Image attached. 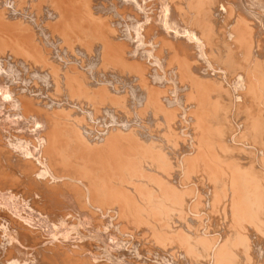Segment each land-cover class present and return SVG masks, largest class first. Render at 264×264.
Returning <instances> with one entry per match:
<instances>
[{"label":"bare ground","instance_id":"6f19581e","mask_svg":"<svg viewBox=\"0 0 264 264\" xmlns=\"http://www.w3.org/2000/svg\"><path fill=\"white\" fill-rule=\"evenodd\" d=\"M21 1H23V2L20 3ZM27 1H28V5L27 4L23 5L25 2L27 3ZM112 1L113 2H111V3L110 2L106 3L104 0H0V60H2L4 63H8V61L13 62L14 60L12 58L16 59V56H15L16 54L18 55L17 58H19L22 55L21 56L22 58H23V56H25V57L31 56L32 58L37 60L39 57H42L43 53L46 51V49L44 48L45 50L43 52V46L49 45L51 42L59 44V42H57V41L64 39V41L67 43V44L65 43L66 45L71 46V45L76 44V43L72 44L73 43V37L71 35L69 37L67 35V37H66V36L61 35L60 32L63 31V34H67V33L70 34L71 31L76 32V31H78V29H81V28L83 29V27L85 30V28H87L89 26L90 30L92 32H97V34L99 33L100 38H101L100 41L98 39V44H95V45L99 46V50L97 51V55H96V57H98L99 61L100 60L103 61L104 64L115 65L116 68H117V66H120V64L118 65V61H119L122 64H125L127 67L128 66L127 64L129 63L127 61H129V60H126V58L136 57L137 59H143L142 56L144 57V55H145V53H142L143 50L142 51L137 50L138 52H134L133 51L134 49L131 48V45H135L138 42H136L134 40L136 34L135 35L132 34L131 33L132 29H130V28L133 27L134 30H137V31L139 29L140 30L139 33H141V35L144 37L142 39H144L147 43L149 42V40L154 38L156 40L153 42V44L160 45V46L164 45V48H165L164 52L165 53H164L163 57L165 58V61H166V58H168L169 59L168 62H171L172 60L173 61L176 60L178 62L176 64L177 70L174 68V70H176L174 72H176V73L178 72L177 73L178 77H179V75H181L180 76L181 78L180 77L179 78H180V81L182 80V83H181L182 86L180 87L181 89L180 88L179 89L182 90L181 92L183 94L182 93H180V94H182L184 96V99L182 101V98L179 97L181 99L176 100L177 101V103H176L174 98H177L178 96L174 97L172 99L171 95H167V94L165 95L164 92L167 89V86H166V88L164 87V89H165L164 92H163L161 87L168 82L167 78H170V77L159 75L158 77L154 76L155 78H153V77H151V76H153V74L150 72L152 69L149 70L148 69L149 65L148 66L143 65V63H142L141 65L138 64L139 65L138 68H140V69H139V71H136L137 75H138L137 72H140L139 76H137L138 79H137V77H135V79L138 80V82H136L135 85H133L134 84V82H133L132 86H131L133 88H130V89H133L137 94L136 100H135L137 104L135 102L134 103L137 105V107L141 111V113H143V112L147 113L148 112L146 114V115H148V118H149V116H151V118L159 119L158 121H161L160 123H163L162 125H164L163 126V128H164L163 132H165L167 130V132L170 131L173 134L175 132V130L178 131L180 128H182L181 126H183V128L184 127L188 128L190 132L186 131L185 133L189 132V134H190L189 139H188V141L186 140L182 144L180 143L181 145L178 146V145H175L173 143V139H172L173 137L172 138L170 137V139H171L170 142H172V143L169 144L168 140H170V139H167L166 136H164L165 134H161L160 137H162L164 142H166V144L163 145L162 144L163 142H161V143L157 142L158 137H157V135L154 134V132L152 130L153 128L151 129L152 131L149 129V127H150L149 125H147V129H144L143 128L144 126H142V129H144L145 131H143L141 129L139 130V129L133 128V125L136 122V120H134L135 122H133L132 126H126V125H121V124H108V123H107L108 125H106V124L103 125L105 123V122H103L102 125L101 124L97 125L96 126L97 128L94 126L96 129H98L97 131H95V130H94L95 132L91 131L92 129L89 127L90 123H86L84 121L85 117L83 115L82 116L80 115L81 117L78 118V116L75 115L72 110L68 109L69 113H67L68 111H66V110H67V108H69V106L73 105V102L75 101V100L73 101V98L75 99V97H73L72 93H76L80 89H82V87H83L82 85L84 84L83 81L87 80L88 78L90 79V77L92 79V76L95 74H91L92 76L90 75V77L89 76L86 77L87 79L84 77V79L81 80V84H80L79 82H77L78 78H76L79 73H77L76 68L73 66L70 67V70L66 72L67 74H65V75L62 74L63 76L58 75L57 78H55L56 82L55 83L53 82L54 83L53 87L55 88V89L53 88L55 90L54 94H56V91L59 92V90L62 89V87H61L62 85L60 83L62 81L63 82L65 81V84H64L65 86L64 85L63 86L66 90L70 91V93L68 95H66L65 91H64L65 95L63 94L61 96L62 99L58 98V96L55 98L54 96H51V94L50 95L47 94L45 96L46 98H44V95H42L41 93H40V95H42V96H38V97H36V99H34L32 96H29L30 94L26 93L27 86L21 85V84H20L21 85L20 86L18 84L19 88L20 89L22 88V91L18 90L19 88L15 89L16 92H14V94H16V96L14 95L15 101L14 100L13 101L16 103V109L15 110L14 109H12V110L7 109L8 113H9V111L12 112L13 115H11V116H13V117L16 115H20V117H22V118H20L19 116H17V117L19 118V120H21L23 122L25 120L27 123V121L31 120L34 123H38V124L42 125L41 126L42 130L40 129L41 130L40 131L38 129L39 132H38V134L36 133L38 135V136H36V139H37V141L39 140L36 144H40L41 147L40 146L39 147H40L42 153L41 152L38 153L39 152L38 150H40V149H37L39 147L34 145V143L36 141V139L34 137L35 135L33 136L34 140H32L31 138H30V140L34 141L32 143L34 146L32 145V147H34V148L36 147V150L38 151V152L36 151V153L39 154V157L37 156L38 159H35L36 157H34V156H33L34 159L30 158L32 155H34L30 151H29L30 152L29 155H31L30 157L27 155L28 152H24V150L19 151V149H20L19 146H18L19 149L16 148V150H15L13 148V146L18 144V142L20 143V141H18L17 143L15 141H17L19 139V137L21 138L24 135L22 134V136H21V134H20L19 137L16 136L18 134H13V131H16V130H13V131L10 130V132L12 131L11 133H9L8 131L6 132V131L2 130L3 127L5 128V126L2 125L3 123L1 124L3 127L0 130H2V132L4 131L7 134L2 133L0 131V195L7 192V191L11 194L12 193H14V194L18 193V195L20 194L19 197L21 196V198H23L27 202V205L29 206L30 211H29V213H25V212L20 213L18 211L17 214H14L11 211L7 210L6 207L5 208L0 207V209L1 208L6 209L4 211L0 210V211H3L2 213H0V222L4 221L5 225L6 224L8 225L9 231L7 230V232L10 233L9 236L11 235V236H13V239H15V241H13L11 239L13 241V243H11L9 245L7 244L8 248H6L7 246L5 247L6 250H8V252H7L8 254H5V252H6V251H4L5 248L0 249V264H21L23 262L24 258L27 259V256L28 257L31 256V258H30L31 261H29L28 259L27 260L29 262H31L32 264H120L121 263V257L124 256V253L122 252L120 247H122L121 243L124 242V240L126 239L125 238V235L127 234L126 230L128 232L127 235H129V233H130V234H135L137 237V235L139 233H141V232L143 233L142 230H141V232L139 230L140 225L138 224V222L144 224L143 220H145L146 218H150L148 216L146 217L143 214L144 212L142 213L143 215H140L141 213L139 211H141V210H139V209H141V208H139L137 210V207H139V206L136 207V203H137L136 199L140 198V197L138 198L139 195H137V193H139L141 191V188H143V190H146V188L144 189L143 186L150 185V183L152 181L154 182L155 178H156V182H155L156 185L154 184L155 186L153 185L151 188H152V191H157L156 193H158V197H159L158 201L162 202L161 204H165V205H166V203H175L174 207H176L179 203L181 206L180 209L182 208L180 211L183 210L182 212H179V210L177 212H175L177 217L176 216L174 217L175 213H173V211H172V214H174V215H172L173 216L172 218L178 222L177 223L175 221V223H177V224L173 223L176 226V233H174V234H176V237L174 238L175 239L174 241L178 240V242L182 243V244L186 240L188 241V242L186 241L188 244H189V242H191L188 240V237H189L188 234L189 233L187 234L185 232L186 228L188 229V226H190V225H188V223H186L187 219L185 220L184 218H186V217L183 216L182 214H185L184 209H186L185 206L188 208V204L189 205L192 204L191 210H190V208H188L190 213H193L191 211H194L195 209H193V208H195V207H196L197 212L199 211L198 205H199V203H201L200 202V200H201L200 199V196H201L200 192L201 191H199V189H197V188L201 187V186L204 189H207V190L210 189L211 191L212 190L215 191L214 192L215 194H213V195H215L216 197L220 196L219 193L222 191V193L224 195L223 197L227 200L224 203V207L222 210H224V209L227 210L228 208H230L231 216H232L231 218H233L231 220L234 221L235 219L233 216H235L236 221H239V222H236L238 224V226H239V224L241 226L240 221H242L243 223L246 221V223L242 224V226L247 224L250 232H253V233L256 232L257 233V231H255V230H259V229H253L254 227L252 228V226H255V224L251 225V223L249 221H251V219H253L254 216L257 215L256 212L258 214L261 213L260 209L263 208V205H264V183H263L264 175H263V180L258 182L259 180H261V178H259V176H260V173L262 174V172H260L259 175H257L256 174L257 172L255 171L256 172L255 173L253 171L254 168L252 167L253 163L252 164L250 163V162H252L250 160V156L246 155L247 153L245 154L246 151H244V149L240 148L241 150H239L237 148L238 146L232 148L234 140L236 141L239 137H241V138H242V136L244 137V135H242V136L240 134L237 135L238 131H236L237 133L235 132L236 134H234L235 128H233L234 130L228 126H226L228 128H225L223 122H225L226 119L224 118L223 119L224 121L221 120L222 115H221L219 108L220 109L226 108L225 110H227V108L231 109L232 107H234L235 105L238 104V109H240L239 112L243 111L242 114L246 113V116H245L246 120L244 118L242 120V122L245 120L244 121L245 124L242 123V125H244L245 128H246L247 124L249 126H251V128H250L251 132H254V130H255V129L252 130L253 127L254 128L257 127L258 129H260V134H256L257 136L263 134V131H264V111H263L264 106L261 105V106H263V109L259 107L260 102L264 99V93H263L262 88H261V85L264 82V80H262V79H264V75H263L264 74V70H263L264 64L262 65L260 63V62H262V60L259 59V56L263 52V50L260 49L262 46L259 48V45H262V43H261L262 41L260 42V40L258 39V34L256 35L255 32L253 33L252 26L249 25V23H251L252 21L251 22L247 21V19L245 17H248L247 14L252 15L254 10H256V8L254 9L252 7L257 6L260 8V9L255 11L256 14H258L257 11L259 12V10H263L264 9V0H248V1H250V2H248V4H246L247 2L244 3L243 0L242 1L240 0L238 2V5H237L240 12L237 11L238 12L237 14H235L234 13L235 11L233 10V7L235 5L234 6L232 5L233 6L232 7L228 2L226 4V0H167V1L165 0V1H163L166 8L168 7V10L170 13V16H169L170 19L174 18L175 15L179 16L181 13H183L185 11L191 12L190 13L191 15L187 14L188 16H190V18H189L190 20H188V22L189 21H190L189 23L194 22L195 30L194 29H188V30L186 29V31H184V30L179 31L180 28L178 26H177L179 28L178 30H173V29H171L172 27L166 28L167 26H165V24L163 25V23L158 22V19H159L158 16L160 15V12L163 13V11H165L164 9L162 10V6L160 4L157 7H161L162 11L159 12L158 10H160V8L159 9H157V7L152 8V7H150L152 4H149V3L143 4L142 0H122V2H120L119 0H115L117 2H114V0H112ZM155 1L157 3V1H159V0H155ZM244 1H246V0H244ZM150 3H152V2H150ZM155 5H157V4H155ZM237 7H234V9L236 8V10H237ZM112 10L115 12H113ZM111 11H112V13H111ZM139 11H141V14L143 15L142 19H140V17L136 16V14L141 16ZM241 12L247 13L246 14L247 16L246 15L243 16V13H241ZM263 12H264V10H263ZM109 13H110L109 18H111V14L113 15V13H116L117 17L119 16V19H122V18L124 19L125 16L126 17L128 16L130 18L129 21L131 23L126 22V27L124 28V30H122L121 28L116 29V28H114V25H113L114 22L112 23L109 20V18L107 17L108 16L107 14H109ZM36 14L38 15L37 19H39L41 17L40 18L41 21L43 20V22L47 21L49 23L48 25L46 23H40L41 24V26H40L38 20L37 19L35 20L34 25L37 24V26H38V24H39V27L41 29H39V28L38 29L42 30V32H43V34L41 32V34H42L41 36H39L40 35V33H38L39 30L38 31L36 30L37 31L36 32L32 28L33 24H30V26H28L29 24L27 25V23H24V25H22V23H20L21 20L19 19V17H21L22 21H24L23 17H28V16L33 17ZM165 14H166V12H165ZM259 14H261V13H259ZM45 15H47L48 18L46 17V19H44ZM261 15H259V17ZM226 16H227V19L226 18L225 19L227 22L224 23V25H219L218 28H216V26L214 27L213 23L214 22L216 23V21H215L216 17H226ZM183 17H187L186 14L183 15ZM252 17H253V15H252ZM252 17H249V18H252ZM261 17H263V16H261ZM17 18L20 21H17L16 20ZM102 19H104V20H102ZM161 20H162V18H161ZM176 20H177V18H176ZM259 20H261V19H259ZM26 21H27V18H26ZM112 21H113V19H112ZM168 21L170 22L171 20H168ZM28 22L30 23V21H28ZM32 22H34V21H32ZM141 22L143 23L142 27L146 26L145 27V29H146L145 33H143L144 30L141 29V25H140ZM182 22H183V20H182ZM164 23H165V21H164ZM253 23H255V22L253 21ZM44 24H46V25H44ZM87 24H88V26H87ZM177 24H178V22H177ZM183 24H184V22H183ZM115 25H117V24L115 23ZM192 25H193V23H192ZM192 25H191V27H192ZM129 26H131V27H129ZM34 28H36V27H34ZM129 29L131 32L129 31ZM181 29H182V27H181ZM57 30H60V32L59 31L57 32ZM259 30H260V27H259ZM88 31H89V29H88ZM261 31H263V29ZM258 33L260 34V31ZM90 34L92 35V33H90ZM86 35H88L87 32L85 33V36ZM147 35L151 36L152 38L149 39ZM260 35H259V37H260ZM88 36L86 38H88ZM79 38H81L80 35L78 37V40H79ZM92 38H94V37H92ZM75 39H77L76 36H75ZM137 39H139V37ZM81 41L82 40H79L80 43L79 44L77 43L76 45H80ZM96 41H95V43H96ZM74 42H76V41L74 40ZM146 44H143V45H146ZM93 45H94V43H93ZM118 45H121V46H118ZM122 45L123 46L130 45V46H129L128 50H125L124 48H122L123 47ZM136 45H140V44H136ZM217 45H219V46H217ZM254 45H256V46H254ZM70 46H66V49L68 50L67 52L70 54V56H73L75 54L72 55ZM83 47H81V48H83ZM74 48H76V47L74 46ZM85 48H86V45H85ZM85 48H83V49H85ZM125 48H126V46H125ZM162 48H163V46H162ZM7 49H8V51H7ZM77 49H79L80 52H81V50H83V49H80L79 46ZM161 49H160V51H161ZM72 50H74V49H72ZM158 50H157V55L159 54L158 52H160ZM47 52H45V53H47ZM53 54H51V56ZM160 54H161V52H160ZM46 55L43 56L44 59L42 58V60L46 61L45 58H48ZM86 55H88V53ZM158 56H160V55H158ZM210 56H212L214 58L213 60L217 59L218 63L222 64L221 66H222L223 71L218 70V67L215 66L216 64L213 63L214 61L212 62V60L210 59ZM52 57L50 58V56H49V58L53 60ZM26 58H28V57H26ZM26 58L22 59L21 62H23V64H26V62H27L26 60H28ZM72 58H70L71 62H73V60L76 57H74L73 60H72ZM93 58H94V56H93ZM164 58L161 60H164ZM50 59H48V61H51ZM11 60H13V61H11ZM67 60H69V59H67ZM95 60H97V59H95ZM173 61H172V63H173ZM16 62H18V61L16 60ZM21 62L19 61V63H21ZM35 62L36 61H34V63ZM37 62H39V61H37ZM71 62H70V64H71ZM131 62H133L135 65L136 61H131ZM131 62L129 64H131V66H132L133 64ZM159 62H161V61H159ZM162 62H164V61H162ZM168 62H167V65L169 64ZM46 63H48V68H45L43 70H42V68H40V67H42V66H40V64L37 65V63H35L34 64L35 65L34 72L41 71V73L43 75L46 74L51 79L52 77H54L53 72H54L55 68L52 67L49 69L50 63L47 61H46ZM66 63H67V61L64 62V64H66ZM116 63H117V65H116ZM136 63H138V62H136ZM172 63L169 64L171 66H168V67L171 68L173 66ZM68 64H67V66H68ZM72 64H74V63H72ZM78 64H77V66H78ZM81 64H82V62H81ZM220 64L219 65L217 64V65L220 67ZM43 65H44V62H43ZM51 66H53L52 63H51ZM59 66L62 67L61 64H59ZM63 66L65 67V65H63ZM164 66H165V64H164ZM107 67H105V68H107ZM126 67H123V68H126ZM57 68H58V65H57ZM102 68H103V66H102ZM113 68H114V70H116L114 66H112V69ZM65 69H66V67H65ZM128 69H129V67H128ZM136 69H137V67H136ZM2 70H4V68ZM59 70H61V69H59ZM81 70L84 71V68H82ZM114 70H113L114 74H112V75H115ZM172 70H173V67H172ZM14 71L15 70H13L12 73ZM64 71L65 70L63 69V72ZM85 71H87V70H85ZM118 71H120V70H118ZM120 72H118V74H117L118 76H119ZM124 72L126 73L127 71H124ZM155 72H157V71H154V73ZM4 73L6 74V72H3V75H4ZM12 73H11V75H12ZM56 73H57V71H56ZM108 73H105V74L107 75ZM110 73H112V71ZM108 75H110V74H108ZM126 75H127V73H126ZM155 75H157V74H155ZM164 75H166V74H164ZM6 76H7V74H6ZM104 76L102 75L100 77H102V79L104 78L103 80L107 79V77L106 76L104 77ZM122 76L123 75L121 73V77ZM128 76H129V74H128ZM12 77H14V76H12ZM37 77H38V74H37ZM80 77H83V76L80 75ZM95 77H99V76L96 74ZM125 77H127V76H125ZM185 77H186V79H185ZM60 78H64V80H62ZM109 79H111V77L108 78V80ZM2 80H3V83L8 84L7 85L8 87H11L12 85L10 86V84H13V83L9 84V81L4 77L2 78ZM60 80H62V81H60ZM96 80H97V78H96ZM121 80H122V78H121ZM129 80L131 81V79H129ZM47 81L50 82V80H47ZM133 81H135V80L133 79ZM169 81H170V79H169ZM63 82H62V84H63ZM98 82H96V84H98ZM118 82H116V83H118ZM116 83L111 84L110 87H112L111 90L116 92L118 96H114L111 94L112 96L106 97L102 93H100L102 95L97 93L96 95H99V97L96 96L95 99L94 98L92 99L95 101L94 104L97 105L98 109L101 110L102 113L103 112L106 113L107 108L116 107L117 106L116 104H118V106L120 104L116 100H118L117 97H120L122 95V92L120 90L119 91L117 90V88H118L117 86H119V85H117ZM47 84H49V83H47ZM100 84H101V82H100ZM100 84H98V85H100ZM224 84H226V85H224ZM87 85H89V84L87 83ZM94 85L92 84L93 87H94ZM123 85H125V84H123ZM92 86H90L88 88H93ZM106 86L108 87L109 85H106ZM231 86H232V88H233V86L237 87V88L236 89L234 88L232 90ZM3 87H4L3 90H6L5 89L6 86H3ZM3 87H1V89ZM103 87H101L102 88L101 89L98 86V88H100L98 90L103 91L104 90ZM170 88L168 89L169 91L172 90ZM1 89H0V91H1ZM86 89H87V87H86ZM17 90L20 92V94L17 92ZM30 90L31 89H29V91ZM82 90H84V92H85V89H82ZM89 90H86V91L89 92ZM112 91H110V88H109V92L112 93ZM173 91L176 92L175 90H173ZM6 92H8V91H6ZM114 92H113V94H114ZM119 92H121V93H119ZM126 92H129V90H127ZM130 93H132V92H130ZM4 94H6V93H4ZM17 94L20 95L22 98H20V96L17 97ZM58 94L60 95V93H58ZM84 94H86V93H84ZM109 94H107V95H109ZM128 94H126V95H128ZM174 94L172 96H174ZM1 95H3V93ZM79 95H81L80 91L78 92V96ZM135 95H134V97H135ZM6 96H7V94H6ZM47 96H49V97H47ZM134 97H133V99H135ZM84 98H85V96H84ZM124 98H126V97H124ZM120 99H121V97H120ZM76 100H78V98ZM84 101H87V100H84ZM178 101H180V102H178ZM3 102H4V99L2 100V103ZM0 103H1V101H0ZM134 103H132V104H134ZM261 103L263 104V102H261ZM74 104H76V103H74ZM77 104H78V102H77ZM2 105L4 106L5 103ZM11 105H12V103H10V106ZM104 105L106 107H103ZM113 105H115V106H113ZM3 106L1 108H3ZM12 106L14 107L15 105H12ZM88 106H89V104H88ZM88 106H87V110H88ZM124 106H126V105H124ZM75 107H77V106H75ZM137 107H135V108H137ZM1 108H0V112L2 113L3 110H1ZM10 108L11 107H9V109ZM92 108L88 110V112H87L88 114L95 116V117H96V115L97 116L98 115L103 116L102 114H99L98 109H95V108L92 109ZM236 108H237V106H236ZM4 109H6V108H4ZM73 109H75V108H73ZM113 109L111 110L112 113H114V112L117 113V110H116L117 108H115V111ZM238 109H236V110H238ZM108 110H110V108ZM225 110H224V112H226ZM71 111H72V113H71ZM218 112H219V115L217 116L216 113H218ZM227 112H228V110H227ZM239 112H237V113L239 114ZM2 114H4V113H2ZM6 114H5V116H2L0 118H4V120H5ZM107 114L108 113H106V115ZM240 114H241V112H240ZM63 115H67L69 117L64 118ZM225 115H226V113L223 114V117ZM9 116H10V114H8V117ZM72 116H74V117L72 118ZM220 116H221V118H220ZM229 116H228V119H229ZM241 116L242 115H240V117ZM124 117L126 118L125 115H124ZM225 117L227 118V116H225ZM110 118H109L108 122L110 121ZM115 118L119 119V117L118 118L115 117ZM125 118L121 117V119H125ZM22 119H24V120H22ZM116 119H112V120L116 121ZM138 119L139 118H137V120ZM140 119H141V117H140ZM228 119H227V121H228ZM237 119L240 120V118H236V120ZM82 120H83V122H82ZM103 120H104V118H103ZM112 120H111V122H112ZM129 120H130V118H129ZM230 120H231V118H230ZM1 121H3V120L1 119ZM8 121L9 120L7 119V122ZM14 121H16V119ZM21 121H19V122H21ZM119 121H121V120L119 119ZM119 121H118V123H120ZM127 121H128V119H127ZM127 121H125V122H127ZM130 121L132 122V119ZM221 121H222V124L224 127L222 126L221 123H219ZM231 121H234V120H231ZM4 122H6V120ZM17 122H18V120H17ZM23 122H22V126L23 125L26 126V124L25 123L23 124ZM106 122H107V120H106ZM123 122H124V120H123ZM236 122H234V123H236ZM10 123H11V121H10ZM114 123H116V122H114ZM140 123H139V126L141 125ZM156 123L159 126V127H157V125H156L157 131H158V128L161 129L162 126L159 125V122H156ZM156 123H154V124H156ZM225 123H228V122H225ZM5 124L7 125L6 127H8V124L7 123H5ZM85 124H87L88 127ZM239 124H241V121ZM29 125H31V122H30V124H28V126ZM90 125L92 126V124H90ZM13 126L10 125V127H13ZM17 126L15 125V127H17ZM28 126H27V128L25 127V129L23 128V130L20 129L21 126L19 128L17 127V129H18V131L20 130V132H22V131L25 132L26 129L29 128ZM249 126H248V128H249ZM136 127H137V125H136ZM31 128L33 129V127H31ZM38 128H40V127H38ZM138 128H140V127H138ZM248 128H247V131H248ZM236 130H237V128H236ZM183 131H185V130H183ZM33 132H34V129H33ZM92 132H93V134H91ZM31 133L32 132H30L29 135H31ZM174 134H176V133H174ZM183 134H184V132H183ZM15 136H16V138H15ZM263 136H264V134H263ZM37 137H39V139ZM12 138H15L16 140L14 141ZM206 138L210 139V140H208L209 142L207 141ZM25 139L27 140L29 138L25 137ZM20 140H22V138ZM23 141H21V142L23 143ZM155 141H156V144H154ZM13 142H15V144ZM27 143H30V141L28 140ZM157 143L159 145H157ZM25 144H26V141H25ZM231 144H232V146H231ZM18 145H20V144H18ZM21 145H23V147L27 148L26 147L27 144L25 146H24V144H21ZM21 145H20V147H21ZM29 146L31 147V145H28L27 149H29ZM234 146H236V145H234ZM263 146H264V144H263ZM263 146H261V147L264 150ZM23 147H21V149H23ZM259 147H260V145H259ZM31 151H33V148ZM34 151H35V149H34ZM251 151H252V149H251ZM255 152H257V151H255ZM251 153L252 152H250V154ZM38 154H36V155H38ZM40 154L42 156H40ZM263 155H264V153L262 154V156ZM229 157H231L233 159L232 160L230 158L232 160V162H234L232 164V166L230 165V163H232V162H230L228 160ZM235 157L236 158L239 157L238 158L239 160L240 159H244V160H242L243 162L242 161L236 162V160H238V159L235 160ZM35 160L40 162V165L42 163L44 164V162H46L48 164L46 166L53 167V169H50V170H53V172L51 173L48 169V171L51 174L47 175V173L49 174V172L48 171L45 172L46 169H43L44 172H43V170L41 171V168L37 167L38 162H36ZM259 162H260V160H259ZM263 162L264 161L262 160V163H261L262 166H263ZM225 163H227V164H225ZM43 164L41 165V167L44 166ZM180 167H182V168H180ZM200 169H202V172L199 171ZM257 171H258V168H257ZM44 173L46 174V177H44L45 176ZM11 174H13V176H11ZM204 175L207 176L206 181H205ZM256 179H258V180H256ZM261 182H262V184H261ZM153 187H155V188H153ZM202 187H201V189H203ZM219 188L221 190H219ZM138 190H139V192H138ZM204 192H205V190H204ZM140 193H141L140 195H143L142 191ZM154 193H153V195H155ZM222 193H220V194H222ZM148 195H149V193H148ZM148 195H147V197L149 198L150 196H148ZM207 195H208V193H207ZM211 195L209 194V196L207 198L210 199L209 197ZM136 196H137V198H136ZM144 196L145 195H143L142 197L144 198ZM202 196H203V193H202ZM215 196H214V198H215ZM10 197H12V196H10ZM152 198L154 200H156L155 199L156 197L155 198L152 197ZM153 199H151V200H153ZM215 199H217V198H215ZM144 200H145V198L143 199V201ZM147 200L149 202V199H147ZM220 200L222 203L223 202L222 199H220ZM139 201L143 202L140 199H139ZM158 201H156V202H158ZM2 202L3 201H0L1 204H2ZM13 202L15 203V201H13ZM145 202H146V200L144 201V204H143L144 206H145V204L148 203V202L147 203H145ZM159 202L157 203V207L162 209V205L160 206ZM185 202H186V205H185ZM19 203H22V202L19 201ZM139 203H137V204L140 205ZM208 203H209V200H208ZM218 203H220V202H218ZM256 203H257V207L255 208ZM209 204H206V205H208V207H211V206H209ZM214 204H215V201H214ZM214 204H211V205L213 206ZM15 205H16V203H15ZM152 205H156L155 202ZM170 206H169V208H170ZM199 206L201 207V204ZM218 206L221 207L220 204ZM8 207H9V205H8ZM17 207H18V205H17ZM74 207H75V210L79 209V210H77L78 211L77 215L75 213L76 211L74 210ZM172 207H173V205H172ZM148 208H149V205H148ZM163 208H165V207H163ZM214 208H215V206H214ZM146 209H147V205H146ZM160 209H159V213L161 212ZM176 209H177V207H176ZM21 210H23V209H21ZM155 210H157V209H155ZM196 210H195V212H196ZM149 211H151V210H149ZM30 212H31V214H30ZM166 212H168V211L164 210L165 215H166ZM220 212H221V210H220ZM32 213L39 215L40 216L39 218L45 221L43 223L44 226H45V223H47L48 225L49 224L52 225V227L49 225L50 228H52V229H50V230L48 229L49 232L45 233V234H47V236H44L42 231L38 229L40 226H38L36 228V227H34L35 223H34V225L31 224V221H33ZM159 213L154 214V215L157 216ZM214 213L218 214L219 212H214ZM263 213H264V211H263ZM188 214H186V216ZM195 214H198V213H195ZM195 214H194V216H195ZM223 214L227 215L226 212ZM124 215L128 216L127 217L128 219H129V216L131 217L130 219L133 218V220H131L132 223L131 222L125 223L123 220ZM147 215H150V212ZM142 216L143 217L145 216L146 218L145 219L141 218ZM153 216H151V217H153ZM156 216H154V218ZM169 216H171L170 213H169ZM169 216H168V219H169ZM67 217H70V218L72 217V218H75V220H77V222H74L75 227H74V225L66 222ZM197 217H198V215H197ZM33 218H34V216H33ZM72 218L70 220H73ZM154 218H152L153 221H154ZM195 218H196V216H195ZM195 218H191V219H195ZM225 218L227 219V217H225ZM156 219H158V223L156 222L157 224H155V225H157V228H155L156 226H154L153 231H151L152 233L148 232V233H150V235L152 234V236H151V238H148L146 240L148 241L150 239L151 241H155L154 246L160 247L157 245L158 244L164 245L166 242L169 241V240L166 241L169 238L166 237L165 232H162V230L164 229L163 225L165 224V223L164 224H162V223L166 222V220L159 223V219H162L161 215L159 216V218L157 216ZM163 219H166V217ZM201 219H202V217H201ZM262 219H264V218H262ZM262 219L260 218V220H262ZM80 220H82V221H80ZM197 220H199V219H197ZM254 220H257L256 222H259L257 217ZM254 220H253V222H254ZM169 221L174 222V220H169ZM200 221H202V220H200ZM38 222H40V221L38 220ZM147 222L149 224L148 220H147ZM171 222H170V227H172ZM195 222H196V219H195ZM179 223H180V225H178ZM80 224L81 225L83 224L84 228L81 227ZM125 224L127 225V227H125ZM128 224H130V225H128ZM145 224H147V223H145ZM54 225H55V230L53 229ZM69 225H71L72 227H70ZM113 226H116L118 228V232L117 231L115 232L112 229L113 233L114 232L116 233V239L117 240L115 242L112 241L115 238V236L113 239L111 237L112 235L110 236L111 227H113ZM145 226H147V225H145ZM141 227H142V225H141ZM148 227H150V226H148ZM168 227H169V225H168ZM168 227H165V229ZM228 227H226V228L228 229ZM255 227L257 228V226H255ZM242 228H244V226ZM114 229H116V228H114ZM168 229H170V228H168ZM174 229H175V227H174ZM248 229L246 227L245 230H248ZM51 230L53 231L54 234L51 232L52 236H50V235L48 236V233L50 234ZM150 230H152V229H150ZM240 230H241V227H240ZM245 230H244V234L246 232ZM4 231H6V230H4ZM168 231L169 230H167V232ZM187 231H189V230H187ZM194 231L195 230H193L192 235H194ZM233 232H235V234H237L238 237L243 236L241 234L242 232L238 231V229H236V231H233ZM145 233H147V232H145ZM170 233H168V234H170ZM143 235H144V233H143ZM225 235H227V232L225 233ZM225 235H224V238H225ZM0 236L2 237L3 235H0ZM108 236H110L111 237L110 240L112 242H114L116 245H118V247H119L118 252L116 251L117 253H115L114 255L107 252L108 248L110 246L111 247L113 246V245H110V244H112V243H110V241L108 242V239H109ZM146 236H148V235H146ZM173 236H175V235H173ZM199 236L200 235H197L198 238H199ZM194 237H196V236L194 235ZM206 237H207V235H206ZM226 237H228V236H226ZM244 237H245V240L248 238V237L246 238L245 235H244ZM152 238L155 240H152ZM170 238H172V235L170 236ZM205 238H200V239L205 240ZM162 239H163V241H162ZM172 239L170 241H172ZM207 239L208 238H206V240ZM230 239H231V242H233V240L234 241L237 240V239L236 240L232 239V237ZM240 239L242 240V238H240ZM159 240H160V242L158 243ZM4 241L5 240L2 239V242H4ZM208 241L209 240H207V242ZM214 241L216 242V244H214L215 247L218 246L217 249L212 247L213 248L212 254L214 256L213 258L216 260L215 262L219 263V260H223V262L227 261V263H225V264H228V263L233 264V256L234 255H232V254L236 251L231 252L232 249H230V248H232V246H234V245L232 243H231L232 245L229 244V242L222 243L223 240H221V243L219 245H217L220 242L218 240V238H217V240L214 239ZM214 241L212 240L209 242L215 243ZM6 242H7V239H6ZM138 242H139V239H138ZM197 242H199V241L196 240V243ZM209 242L207 244H209ZM240 242H242V241H240ZM152 243H151V245H153ZM187 243H186V245H188ZM202 244H203V241H202ZM202 244H200V245L202 246ZM186 245H184V246L186 247ZM143 246L147 247V245H145V244ZM201 246H199V247H201ZM207 246L209 247L210 245H207ZM236 246H237V244H236ZM114 247L116 248L117 246L114 245ZM188 247L190 248L189 245L187 246V248ZM160 249H162V248L160 247ZM164 250H165V248H164ZM196 250H198L197 247H196ZM233 250H234V248H233ZM165 251H168V250L166 249ZM198 251L200 252V250H198ZM191 252L193 253V251H191ZM207 252H208V250H207ZM196 254H198V253L195 252V254H193V255H196ZM199 254H198V256H199ZM13 255L17 256V258H15V260H13V257H12ZM235 255L237 256V254H235ZM187 256H189V255H187ZM236 256L234 257L235 262H236V260L238 261V259H237L238 256H237V258H236ZM192 257L194 258V256H192ZM18 258L19 259L23 258L21 263L19 262V260L18 261L16 260ZM245 258H246V255H245ZM122 260H124V259H122ZM193 260H195V259H193ZM122 262H124V261H122ZM239 262H240V259H239ZM31 263H29V264H31ZM195 263H197V262H195ZM221 263H222V261H221Z\"/></svg>","mask_w":264,"mask_h":264},{"label":"rangeland","instance_id":"374dc122","mask_svg":"<svg viewBox=\"0 0 264 264\" xmlns=\"http://www.w3.org/2000/svg\"><path fill=\"white\" fill-rule=\"evenodd\" d=\"M106 3H111V2H113L112 0H104ZM120 2H122V0H119ZM163 1H165V0H159V1H157V3H156V1L154 0H142V3L144 4V3H146V4H152L150 7H152V8H156L157 6H159V4L162 6V10L164 9L165 11H163V13L162 12H160V11H162L161 10V7H157V9H159L160 8V10H158L159 12H160V15L162 16H160L159 14V16H158V22L160 23H163V25L165 24V26H167L166 28H171V29H173V30H178L179 28V31H181V30H184V31H186V29L188 30V29H194L195 30V24H194V22H191V23H189L188 22V20H190L189 18H190V16H188V15H191L190 13V11H185V12H183V13H181L179 16H177V15H175V17L174 18H172V19H170V13H169V10H168V7L166 8V6H165V4H164V2ZM167 1V0H166ZM240 0H226V4H227V2L232 6H234V7H237V5H238V2H239ZM242 1V0H241ZM23 1H21L20 3H22ZM114 2H117V1H115L114 0ZM150 2H152V3H150ZM155 4H157V5H155ZM243 2L245 3V2H247L246 4H248V2H250V1H248V0H246V1H244L243 0ZM25 4H27L28 5V1H27V3L25 2L23 5H25ZM26 5V6H27ZM154 5V6H153ZM232 6V7H233ZM252 6V5H251ZM250 6V7H251ZM165 7V8H164ZM231 7V8H232ZM234 7H233V10L235 11L234 13L235 14H237L238 12H240L239 11V9H238V7H237V10H236V8L234 9ZM252 8H256V10H258V9H260L259 7H252ZM253 9V10H254ZM256 10H254V12H253V17L255 18H253L252 17V15H250V14H247V13H244V12H241V13H243V16H245L246 14L248 15V17H245L246 19H247V21H249V22H251V23H249V25L250 26H252V30H253V33L255 32V34L257 35L258 34V39L260 40V42L262 43V45H259V48L260 49H262L263 50V52L261 53V55L259 56V59H261L262 60V62H260L262 65L264 64V12H263V10H259V12L257 11V13L259 14V13H261V14H259V15H261V16H263V17H259V15L258 14H256ZM113 11V10H112ZM112 11H111V13H112ZM138 11V10H137ZM157 11V12H158ZM238 11V12H237ZM262 11V12H261ZM113 12H115V11H113ZM140 12V15L141 16H139L138 14H136V16L137 17H140V19H142L143 17V15L141 14V11H139ZM158 12V13H159ZM165 12H166V14H165ZM124 13V12H123ZM168 14V15H167ZM186 14V16L187 17H183V15H185ZM188 14V15H187ZM108 16V18L110 17V13L109 14H107ZM182 15V16H181ZM246 15V16H247ZM124 16V15H123ZM166 16V17H165ZM32 16H28V17H23V20L24 21H22V18L21 17H19V19L21 20H18V18L16 19L17 21H20V23H22V25H24V23H27V25L28 26H30V24H33L32 25V28L36 31H38L39 29H41L40 27H39V24L40 23H46L47 25L49 24L47 21H45V22H43V20L41 21V17L39 18V19H37L38 18V15L36 14L35 16H33L32 18H31ZM46 17H47V15H45L44 16V19H46ZM169 17V18H168ZM249 17H252V18H249ZM26 18H27V21H26ZM48 18V17H47ZM161 18H162V20H161ZM164 18V19H163ZM176 18H177V20H176ZM183 18V19H182ZM188 18V19H187ZM227 19V16L226 17H216V23L214 22L213 24H214V27L216 26V28H218L219 27V25H224V23H226L227 21H226V19ZM29 19V20H28ZM32 19V20H31ZM38 20V22H39V24H38V26H37V24H35L34 25V23H35V20ZM112 19H113V21H112ZM129 17L127 16H125V18L123 19H119V16L117 17V15H116V13H113V15L111 14V18H109V20L113 23V25H114V28H116V29H122V30H124V28L126 27V22L128 23V22H130L129 21ZM139 19V18H138ZM252 19V20H251ZM259 19H261V20H259ZM102 20H104V19H102ZM118 20V21H117ZM160 20V21H159ZM165 21V23H164V21ZM168 20H171L170 22L168 21ZM182 20H183V22H184V24H183V22H182ZM225 20V21H224ZM256 20V21H255ZM28 21H30V23L28 22ZM32 21H34V22H32ZM109 21V22H110ZM122 21V22H121ZM141 21V20H140ZM175 21V22H174ZM253 21L255 22V23H253ZM177 22H178V24H177ZM188 22V23H187ZM262 22V23H261ZM115 23L118 25H115ZM124 25H123V24ZM131 23V22H130ZM167 23V24H166ZM192 23H193V25H192ZM253 23V24H252ZM260 23V24H259ZM46 24H44V25H46ZM142 22H141V29L142 30H144L143 31V33H145V27L143 28L142 27ZM173 24V25H172ZM252 24V25H251ZM130 25V24H129ZM176 25V26H175ZM191 25H192V27H191ZM257 25V26H256ZM40 26H41V24H40ZM87 26H88V24H87ZM86 26V27H87ZM124 26V27H123ZM179 28H178V27ZM185 26V27H184ZM34 27H36V28H34ZM129 27H131V26H129ZM181 27H182V29H181ZM259 27H260V30H259ZM39 28V29H38ZM254 28V29H253ZM263 29V31H261L262 29ZM88 29H89V31H88ZM130 29H132L131 31H130ZM129 29V31L132 33V34H136V36H135V38H134V40L136 41V42H138V43H136V44H140V45H131V48H133L134 50V52H138V51H142V53H145V55H144V57L142 56V58L144 59H137L136 57H129V58H126V60H129V61H127V62H131V61H136V62H138V63H136L135 62V65H134V63L133 62H131L133 65L131 66V64H127L128 66L126 67V65L125 64H122L121 62H119L118 61V65L120 64V66H117V68H116V66L115 65H109V64H104V62L103 61H99V59H98V57H96V55H97V51L99 50V46H97V45H95V44H98V39H99V41H100V35H99V33L97 34V32H92L91 30H90V27L88 26L87 28H85V30H84V27H83V29L81 28V29H78V31H76V32H74V31H71L70 32V34L69 33H67V34H63V31L62 32H60V30H57V32L59 31L60 32V34L61 35H63V36H66L67 37V35H68V37L71 35L72 37H73V43L72 44H74V43H80L79 42V40H82L81 41V44L80 45H66L67 43L64 41V39H62V40H58L57 42H59V44L58 43H53V42H51L49 45H45V46H43V52H44V50L46 49V51L45 52H47V53H43V56H45L46 54V56L48 57V58H45L46 59V61L47 62H49L50 63V65H49V69L50 68H52V67H54L55 68V70H54V74H53V76L54 77H52L51 79L46 75V74H42L41 73V71H39V72H34V68H35V63H37V65H39L40 64V66H42V67H40V68H42V70L43 69H45V68H48V63H46V61H44V60H42V58H43V56L42 57H39L37 60L36 59H34V58H32L31 56H26V57H28V58H26L25 56H23V58L20 56L19 58H17L18 57V55L16 54L15 56H16V59L15 58H12L13 60H11V61H13V62H10V61H8V63H4L2 60H0V89H1V87H3V86H6V90H3L4 89V87L1 89V91H0V101H1V103H0V108L3 106L2 104H4L5 103V105L3 106V108H1V110H3L2 111V113H4V114H2L1 112H0V117H2V116H5V114H6V122H4L5 120H4V118H0V129H2V127L3 126H5V128L3 127V129L2 130H4V131H8L9 133H11L13 130H16V131H13V134H18V135H16V136H20V134H21V136H22V134L24 135V136H22L21 138H22V140H20L21 138L19 137V139L17 140V141H15L16 139V136H15V138H12L16 143L18 142V141H20V143L18 142V144H24V146L27 144V148H28V145H31V147H32V143L34 142V141H32V140H34V137H35V139H36V136H38L37 134H38V129L40 130L42 127V125L41 124H38V123H34L33 121H31V120H29V121H27V123H26V121L24 120V119H22V120H24V122L23 121H21V120H19V118L17 117V116H19L20 117V115H16V116H11V115H13L12 114V112H10L9 111V113H8V110H12V109H16V103L14 102L15 101V98H14V95L16 96V94H14V92H16V90L15 89H17V88H19V85L21 84V85H25V86H27V91H26V93L27 94H30L29 96H32L34 99H36V97H38V96H42V95H44V98H46L45 96L47 95V94H51V96H54L55 98L58 96V98H60V99H62L61 98V96L64 94V91H65V94L66 95H68L69 93H70V91H68V90H66L65 88H64V84H65V81L63 82L62 80H64V78H60V79H62V80H60V81H62L63 82V84H62V82L60 83L62 86V89H60L59 90V92H57L56 91V94H54L55 93V88L53 87L54 85V83L56 82V80H55V78H57V76L59 75V76H63V75H65V74H67L66 72L67 71H69L70 70V67H75L76 68V71H77V73H79L78 75H77V77L76 78H78V80H77V82H79L80 84H81V80L82 79H84V77L86 78V77H90V75L91 74H95V75H91L92 76V79H91V77H90V79L88 78H86L87 80H85V81H83L84 82V84L82 85L83 87H82V89H85V92H84V90H82V89H80L79 91H80V93H81V95H79L78 96V92H76V93H72L73 94V97H75V99L73 98V105H71V106H69V108H67V110L66 111H68V109H70V110H72L73 111V113L75 114V115H77L78 116V118H80L82 115L85 117V122L86 123H90V124H92V126L89 124V127L92 129H90L91 131H93V132H95V131H97L98 129H96L97 127V125H102L103 124V122H105L103 125H108V124H121V125H126V126H132L133 125V122H135L134 120H136V122L134 123V125H133V128H135V129H141V130H143V131H145L144 129H147V125H149L150 127H149V129L151 130L152 128V130H153V132H154V134L155 135H157V137H158V140H157V142L158 143H161V142H163L162 144L164 145V144H166V142H164V140L162 139V137H160V135L161 134H165L164 136H166V138L167 139H170V137L173 139V143L175 144V145H181L183 142H185L186 140L188 141V139H189V129L188 128H183V126H181L182 128H178L179 130L177 131V130H175V132L174 133H176V134H172V132H170V131H168L167 132V130L165 131V132H163V130H164V128H163V126L164 125H162L163 123H160L161 121H158L159 119H155V118H151V116H149V118H148V115H146L147 113H141V111L138 109V107H137V103H136V96H137V94H136V92L133 90V89H130V88H133V87H131L132 86V83L134 82V84L133 85H135V83L136 82H138V80H136L135 79V77H137V76H139V74H140V72H137L138 73V75L136 74V71H139V69L140 68H138L139 67V65L138 64H142L143 63V65H149L148 67V69L149 70H151L150 72L153 74V76H151V77H153V78H155L154 76H166V77H170V78H167L168 79V82L165 84V85H163L161 88H162V90H163V92H164V87L166 88V86H167V89L165 90V95L167 94V95H171V97H172V99L174 98V97H177V98H174V100L176 101V100H180L181 98H182V101H183V99H184V96L182 95L183 93L181 92L182 90H180L181 88V86H182V80L180 81V76L181 75H179V77H178V72L176 73V72H174V71H176L177 69V61L175 60V61H173V63H172V61L171 62H168L169 61V59L168 58H166V61H165V58L163 57L164 56V45H162L163 46V48H162V46H160V45H155V44H153V42L156 40V39H154V38H152L151 36H149V35H147L148 36V38L149 39H151V40H149V42L147 43L144 39H142V38H144L142 35H141V33H139L140 32V30L138 29V31L137 30H134V28L133 27H131ZM87 30V31H86ZM36 31V32H37ZM84 31V32H83ZM91 31V32H90ZM260 31V34L258 33ZM41 32H42V30H39L38 31V33H40V35L39 36H41L42 34H43V32H42V34H41ZM83 32V33H82ZM88 33V35H86L85 36V33ZM142 32V31H141ZM74 33V34H73ZM77 33V34H76ZM90 33H92V35L90 34ZM59 34V33H58ZM95 34V35H94ZM74 35V36H73ZM78 35V36H77ZM79 35H80V37L81 38H79V40H78V37H79ZM259 35H260V37H259ZM62 36V37H63ZM75 36L77 37V39H75ZM88 36V38H86ZM263 36V37H262ZM92 37H94V38H92ZM99 37V38H98ZM139 37V39H137ZM85 40H84V39ZM261 38V39H260ZM91 39V40H90ZM97 41H96V40ZM137 39V40H136ZM142 39V40H141ZM74 40L76 41V42H74ZM88 40V41H87ZM95 41H96V43H95ZM44 42V41H43ZM91 44H89V43ZM66 43V44H65ZM84 45H83V44ZM87 43V44H86ZM93 43H94V45H93ZM146 44V45H143V44ZM152 43V44H151ZM56 44V45H55ZM85 45H86V48H85ZM150 45V46H149ZM66 46H70L71 47V53H72V55L73 54H75V55H73V56H70V54L67 52L68 50L66 49ZM74 46L76 47V48H74ZM78 46H79V48L80 49H83V48H85V49H83V50H81V52L79 51V49H77L78 48ZM84 46V47H83ZM118 46H121V45H118ZM123 46V45H122ZM125 46H126V48H125ZM125 46H123L122 48H124L125 50H128L129 49V46L130 45H125ZM160 46V47H159ZM217 46H219V45H217ZM254 46H256V45H254ZM73 47V48H72ZM81 47H83V48H81ZM137 49H136V48ZM156 47V48H155ZM45 48V49H44ZM49 48V49H48ZM162 48V49H161ZM10 49V48H9ZM72 49H74V50H72ZM148 49V50H147ZM159 49V50H158ZM160 49H161V51H160ZM87 50V51H86ZM138 50V51H137ZM157 50L158 51H160L161 52V54H160V52H158L159 54L158 55H160V56H158L157 55ZM163 50V51H162ZM7 51H8V49H7ZM53 51V52H52ZM66 51V52H65ZM70 51V50H69ZM83 51V52H82ZM150 51V52H149ZM52 52V53H51ZM60 52V53H59ZM96 52V53H95ZM54 53V54H53ZM67 53V54H66ZM88 53V55H86V54ZM15 54V53H14ZM51 54H53L52 56H51ZM147 54V55H146ZM149 54V55H148ZM49 56H50V58L52 57L53 58V60L56 62H54L52 59H50L49 58ZM70 56V57H69ZM78 56V57H77ZM93 56H94V58H93ZM158 56V57H157ZM55 57V58H54ZM73 57V58H72ZM74 57H76L75 59H74ZM160 57V58H159ZM2 58V57H1ZM24 58H26V59H28V60H26L27 62H26V64H23V62H21L22 61V59H24ZM70 58H72V60H73V62H71L70 60ZM83 58V59H82ZM164 58V60H161V59H163ZM44 59V58H43ZM48 59H50L51 61H48ZM67 59H69V60H67ZM94 59V60H93ZM95 59H97V60H95ZM210 59L212 60V62L213 63H215L214 65L215 66H217L218 67V70H220V71H223V69H222V64H220V63H218V60L217 59H215V60H213L214 58L212 57V56H210ZM16 60L18 61V62H16ZM33 60V61H32ZM41 60V61H40ZM131 60V61H130ZM143 60V61H142ZM256 60V59H255ZM260 60V61H261ZM19 61L21 62V63H19ZM34 61H36L35 63H34ZM37 61H39V62H37ZM65 61H67V63L66 64H64V62ZM145 61V62H144ZM159 61H161V62H159ZM162 61H164V62H162ZM43 62H44V65H43ZM70 62H71V64H70ZM77 62V63H76ZM81 62H82V64H81ZM167 62L169 63V64H171L172 63V67H173V70H172V67L170 68V67H168V66H171V65H167ZM253 62V61H252ZM255 62V61H254ZM13 63V64H12ZM17 63V64H16ZM19 63V64H18ZM51 63H52V65L53 66H51ZM70 65H69V64ZM72 63H74V64H72ZM80 65H79V64ZM101 63V64H100ZM161 63V64H160ZM42 64V65H41ZM59 64H61L62 65V67H60L59 66ZM67 64H68V66H67ZM77 64H78V66H77ZM163 64V65H162ZM164 64H165V66H164ZM220 64V67L218 66V65ZM10 65V66H9ZM20 65V66H19ZM57 65H58V68L59 69H61V70H59L58 68H57ZM63 65H65V67H66V69H65V67L63 66ZM103 66V68H102V66ZM116 65H117V63H116ZM124 65V66H123ZM23 66V67H22ZM28 66V67H27ZM44 66V67H43ZM51 66V67H50ZM108 66V67H107ZM112 66H114L115 67V69L116 70H114V68L112 69ZM126 67V68H123V67ZM137 67V69H136V67ZM175 66V67H174ZM16 67V68H15ZM80 67V68H79ZM84 68V71L83 70H81L82 68ZM99 67V68H98ZM105 67H107V68H105ZM111 69H110V68ZM122 67V68H121ZM128 67H129V69H128ZM165 67V68H164ZM168 67V68H167ZM263 67H264V65H263ZM4 68V70H2ZM15 68V69H14ZM25 68V69H24ZM105 68V69H104ZM163 68V69H162ZM167 68V69H166ZM174 68L176 69V70H174ZM221 68V69H220ZM63 69L65 70L64 72H63ZM108 69V70H107ZM147 69V68H146ZM13 70H15L13 73H12V71ZM17 70V71H16ZM28 70V71H27ZM85 70H87V71H85ZM112 71V73H110L111 71ZM113 70H114V72H115V75H112V74H114L113 73ZM118 70H120V71H118ZM123 70V71H122ZM264 70V69H263ZM11 71V72H10ZM56 71H57V73H56ZM62 71V72H61ZM92 71V72H91ZM103 71V72H102ZM110 71V72H109ZM124 71H127L126 73H127V75H126V73L124 72ZM130 71V72H129ZM134 71V72H133ZM154 71H157V72H155L154 73ZM159 71V72H158ZM164 71V72H163ZM171 71V72H170ZM3 72H6V74H7V76H6V74L4 73V75H3ZM87 72V73H86ZM109 72V73H108ZM118 72H120L119 73V76L117 75L118 74ZM10 73V74H9ZM11 73H12V75H11ZM38 74V77H37V74ZM100 73V74H99ZM104 73V74H103ZM105 73H108V74H110V75H106ZM121 73H122V77H121ZM124 73V74H123ZM133 73V74H132ZM9 74V75H8ZM61 74V75H60ZM63 74V75H62ZM96 74L99 76V77H95L96 76ZM128 74H129V76H128ZM155 74H157V75H155ZM164 74H166V75H164ZM177 74V75H176ZM11 75V76H10ZM20 75V76H19ZM46 75V76H45ZM80 75L81 76H83V77H80ZM106 76L107 77V79H105V80H103L102 79V77H100V76ZM136 75V76H135ZM264 75V74H263ZM10 76V77H9ZM12 76H14V77H12ZM104 76V77H105ZM118 76V77H117ZM125 76H127V77H125ZM131 76V77H130ZM134 76V77H133ZM6 78L8 81H9V84L10 83H13V84H10V86L11 87H8L7 85L8 84H6V83H3V80H2V78ZM16 77V78H15ZM19 79H18V78ZM44 77V78H43ZM111 77V79H109L108 80V78H110ZM147 77V76H146ZM9 78V79H8ZM12 78V79H11ZM96 78H97V80L99 81H97L96 80ZM99 78V79H98ZM117 78V79H116ZM121 78H122V80H121ZM135 80V81H133V79ZM114 79V80H113ZM119 79V80H118ZM129 79H131V81L128 80ZM137 79H138V77H137ZM169 79H170V81H169ZM185 79H186V77H185ZM15 80V81H14ZM37 80V81H36ZM47 80H50V82L49 81H47ZM101 80V81H100ZM108 80V81H107ZM121 80V81H120ZM149 80V79H148ZM173 80V81H172ZM262 80H264V79H262ZM7 81V82H8ZM14 81V82H13ZM20 81V82H19ZM94 85V87L92 86V84L90 83V82ZM98 82V84H100V82H101V86L100 85H98V84H96V82ZM105 81V82H104ZM119 81V82H118ZM158 81V80H157ZM186 81V80H185ZM184 81V82H185ZM54 82V83H53ZM103 82V83H102ZM116 82H118V83H116ZM159 82V81H158ZM174 82V83H173ZM25 83V84H24ZM37 83V84H36ZM47 83H49V84H47ZM52 83V84H51ZM87 83L89 84V85H87ZM107 83V84H106ZM113 83H116L117 85H119V86H117L118 88H117V90L119 91H121L122 92V95L120 96L121 97V99H120V97H117V99L118 100H116V101H118L120 104H119V106H118V104H116L117 106L116 107H109L110 108V110H108L109 108H107V112L106 113H108L107 115H106V113H102V111L101 110H99L98 109V107H97V105L96 104H94L95 103V101L94 100H92L93 98L95 99V97L97 96V97H99V95H96L97 93H102L103 95H105L106 97H110V96H112V95H114V96H118L117 95V93L116 92H114V91H112L111 89H112V87H110L111 86V84H113ZM170 83V84H169ZM2 84V85H1ZM19 84V85H18ZM123 84H125V85H123ZM264 82L262 83V85H261V88H262V91H263V93H264ZM16 85V86H15ZM20 85V86H21ZM51 85V86H50ZM64 85V86H63ZM101 88V87H103L104 88V90L102 91H100V90H98V89H100V88H98V86ZM106 85H109L108 87L110 88V91H112V93L111 92H109V88L106 86ZM123 87H122V86ZM170 85V86H169ZM180 85V86H179ZM224 85H226V84H224ZM18 86V87H17ZM49 86V87H48ZM90 86H92L93 88H88V87H90ZM9 89H8V88ZM37 87V88H36ZM86 87H87V89H86ZM97 87V88H96ZM106 87V88H105ZM171 87V88H170ZM177 87V88H176ZM54 88V89H53ZM65 90H64V89ZM108 88V89H107ZM121 88V89H120ZM172 89V90H168V89ZM180 88V89H179ZM236 89L237 87H234L233 86V88H232V86H231V89L233 90V89ZM8 89V90H7ZM29 89H31L30 91H29ZM90 89V90H89ZM95 91H94V90ZM97 89V90H96ZM102 89V88H101ZM18 90H20V91H22V88L20 89H18ZM17 90V92L20 94V92ZM62 90V91H61ZM86 90H89V92L88 91H86ZM93 90V91H92ZM127 90H129V92H126ZM132 90V91H131ZM173 90H175L176 92H174ZM6 91H8V92H6ZM12 91V92H11ZM67 91V92H66ZM170 93H169V92ZM11 92V93H10ZM93 92V93H92ZM96 92V93H95ZM113 92H114V94H113ZM121 92H119V93H121ZM126 92V93H125ZM130 92H132V93H130ZM135 92V93H134ZM3 93V95H1ZM4 93H6L7 94V96H6V94H4ZM40 93L42 94V95H40ZM53 93V94H52ZM58 93H60V95L58 94ZM84 93H86V94H84ZM106 93V94H105ZM110 93V94H109ZM129 93V94H128ZM174 94V96H172L173 94ZM178 93V94H177ZM180 93H182V94H180ZM64 94V95H65ZM76 94V95H75ZM102 94H100V95H102ZM107 94H109V95H107ZM112 94V95H111ZM126 94H128V95H126ZM136 94V95H135ZM56 95V96H55ZM134 95H135V97H134ZM13 96V97H12ZM20 95H18L17 94V97H19ZM84 96H85V98H84ZM87 96V97H86ZM123 96V97H122ZM129 96V97H128ZM7 97V98H6ZM16 97V98H17ZM47 97H49V96H47ZM124 97H126V98H124ZM133 97L135 98V99H133ZM179 97H181V98H179ZM14 98V99H13ZM20 98H22L21 96H20ZM78 98V100H76ZM80 98V99H79ZM89 100H88V99ZM91 98V99H90ZM124 98V99H123ZM4 99V102L2 103V100ZM126 99V100H125ZM6 100V101H5ZM14 100V101H13ZM84 100H87V101H84ZM91 100V101H90ZM11 101V102H10ZM15 103H13V102ZM124 101V102H123ZM77 102H78V104H77ZM82 102V103H81ZM90 102V103H89ZM134 103V104H132V103ZM178 102H180V101H178ZM261 102H263V104L261 103ZM260 102V108H262L263 109V106H264V99L262 100ZM9 103V104H8ZM10 103H12V105H15L14 107L11 105L10 106ZM74 103H76V104H74ZM89 104V106H88V104ZM117 103V102H116ZM124 103V104H123ZM176 103H177V101H176ZM257 103V102H256ZM8 104V105H7ZM83 104V105H82ZM182 104V103H181ZM259 104V103H258ZM124 105H126V106H124ZM136 105V106H135ZM261 105H263V106H261ZM74 106V107H73ZM75 106H79L78 108L77 107H75ZM87 106H88V110L89 109H91L92 107L93 108H95V109H98V111H99V114H102L103 116H100V115H96V117L95 116H92V115H90V114H88L87 112H88V110H87ZM113 106H115V105H113ZM236 106H237V108H236ZM9 107H11L10 109H9ZM103 107H106L105 105L103 106ZM102 107V108H103ZM123 107V108H122ZM127 109H126V108ZM129 107V108H128ZM135 107H137V108H135ZM4 108H6V109H4ZM72 108V109H71ZM73 108H75V109H73ZM82 108V109H81ZM92 108V109H93ZM101 108V109H102ZM114 108V109H113ZM115 108H117L116 110H117V113H115L114 111H115ZM121 108V109H120ZM135 108V109H134ZM8 109V110H7ZM114 110L113 112L114 113H112V111L111 110ZM126 109V110H125ZM226 108H222V109H220L219 108V110H220V112H221V115H222V118H221V116H220V118H221V120H223L224 118L226 119L225 120V122H228V123H225V122H223L224 123V126H225V128H228V127H230L231 129H233V128H235V130H234V134H236L237 132L236 131H238V133H237V135H244V137L242 136V138L241 137H239L236 141L234 140V142H233V146H232V144H231V146H232V148L233 147H237L239 150H241V149H244V151H246L245 152V154L246 155H249L250 156V160L252 161V162H250L251 164H252V167L254 168V172L257 174V175H259V173L260 172H262V174L260 173V176H259V178H261V180H259L258 182H260V181H262L263 180V173H264V162H263V166L261 165V163H262V160L264 161V155L262 156V154L264 153V150H263V148L261 147V146H263V144H264V136H263V134H264V131H263V134L262 135H256V134H260V129H258L257 127H253L252 128V130H254V132H251V130H250V128H251V126H249L248 124V126H249V128H248V126L246 125V128L244 127V125H242V123L243 124H245L244 123V121L246 120V113L244 114H242V112L243 111H240L241 112V114H240V112H239V110L240 109H238V104L237 105H235L234 107H232L231 109L230 108H227V110H228V112H227V110H225ZM236 109H238V110H236ZM123 110V111H122ZM135 110V111H134ZM224 110L226 111V112H224ZM65 111V112H66ZM72 111H71V113H72ZM131 111V112H130ZM223 111V112H222ZM264 111V110H263ZM138 112V113H137ZM236 112V113H235ZM237 112H239V114L240 115H242L241 117H240V115L237 113ZM67 113H69V111L67 112ZM111 113V114H110ZM137 113V114H136ZM224 113H226V115L225 116H227V118L224 116L223 117V114ZM232 113V114H231ZM8 114H10V116L8 117ZM117 116H116V115ZM139 114V115H138ZM235 114V115H234ZM81 115V116H80ZM123 115V116H122ZM124 115L126 116V118L124 117ZM129 115V116H128ZM139 117H138V116ZM216 115L218 116L219 115V112L218 113H216ZM230 115V116H229ZM239 115V116H238ZM64 116V118L65 117H69V116H67V115H63ZM106 116V117H105ZM228 116H229V119H228ZM238 116V117H237ZM74 116H72V118H73ZM111 117V118H110ZM114 117V118H113ZM115 117H119V119L121 120V121H119V119H116ZM121 117H123V118H125V119H121ZM137 117V118H139L138 120H137V118L135 119V118ZM140 117H141V119H140ZM20 118H22V117H20ZM95 118V119H94ZM103 118H104V120H103ZM109 118H110V121L108 122V120H109ZM129 118H130V120L132 119V122L129 120ZM134 118V119H133ZM230 118H231V120H234V121H231L230 120ZM236 118H240V120L239 119H237L236 120ZM242 118V119H241ZM243 118L245 119L243 122H242V120H243ZM1 119L3 120V121H1ZM7 119L9 120L8 122H7ZM12 119V120H11ZM16 119V121H14V120ZM90 119V120H89ZM99 119V120H98ZM112 119H116V121H113ZM127 119H128V121H127ZM143 119V120H142ZM227 119H228V121H227ZM17 120H18V122L19 121H21V122H17ZM83 120H82V122H83ZM106 120H107V122H106ZM111 120H112V122H111ZM123 120H124V122H123ZM237 122H236V121ZM239 120V121H238ZM10 121H11V123H10ZM118 121L120 122V123H118ZM125 121H127V122H125ZM143 121V122H142ZM224 121V120H223ZM240 121H241V124H239L240 123ZM16 122V123H15ZM22 122H23V124L25 123L26 124V126L25 125H23L22 126ZM30 122H31V125H29L28 126V124H30ZM84 122V123H85ZM114 122H116V123H114ZM130 122V123H129ZM141 122V123H140ZM156 122H159V125H161L162 126V128L161 129H159L158 128V131H157V128H156V125H157V127H159L158 126V124L156 123ZM232 122V123H231ZM234 122H236V123H234ZM239 122V123H238ZM3 123V124H2ZM5 123H7L8 124V127H6L7 125L5 124ZM14 123V124H13ZM108 123V124H107ZM128 123V124H127ZM139 123L141 124L140 126H139ZM154 123H156V124H154ZM219 123H221L222 124V121L221 122H219ZM3 126H2V125ZM21 124V125H20ZM144 124V125H143ZM152 124V125H151ZM232 124V125H231ZM10 125H14L13 127H10ZM15 125L19 128L20 126V129H22L23 130V128L25 129V127L27 128V126L29 127L28 129H26V131L25 132H20V130L18 131V129H17V127H15ZM86 126H87V124H85ZM136 125H137V127H136ZM234 125V126H233ZM239 125V126H238ZM242 125V126H241ZM96 128H95V127ZM142 126H144L143 128L144 129H142ZM152 126V127H151ZM222 126H223V124H222ZM223 126V127H224ZM226 126H228V127H226ZM31 127H33V129H34V132H33V129L31 128ZM38 127H40V128H38ZM88 127V126H87ZM138 127H140V128H138ZM156 129H155V128ZM10 128V129H9ZM236 128H237V130H236ZM246 130H245V129ZM247 128H248V131H247ZM257 128V129H256ZM31 131H30V130ZM155 129V130H154ZM177 129V128H176ZM185 130V131H183V130ZM187 129V130H186ZM2 130H0L1 132H2ZM10 130H12L11 132H10ZM36 130V131H35ZM42 130V129H41ZM40 130V131H41ZM95 130V131H94ZM151 130V131H152ZM250 130V131H249ZM2 132V133H5V132ZM19 133H18V132ZM32 132L31 133V135H29V133L30 132ZM147 131V130H146ZM186 131H189V132H187V133H185ZM244 131V132H243ZM247 131V132H246ZM15 132V133H14ZM93 132L91 133V134H93ZM167 132V133H166ZM178 132V133H177ZM183 132H184V134H183ZM236 132V133H235ZM257 132V133H256ZM25 133V134H24ZM37 133V134H36ZM251 133V134H250ZM5 134H7V133H5ZM169 134V135H168ZM181 134V135H180ZM26 135V136H25ZM28 135V136H27ZM35 135V136H34ZM175 135V136H174ZM177 135V136H176ZM180 135V136H179ZM187 135V136H186ZM34 136V137H33ZM257 136V137H256ZM25 137H28L29 139H25ZM169 137V138H168ZM175 137V138H174ZM179 137V138H178ZM187 137V138H186ZM30 138L32 139V140H30ZM38 139H39V137H37ZM97 138V137H96ZM178 138V139H177ZM160 139V140H159ZM181 141H180V140ZM207 139V141L208 140H210V139H208V138H206ZM252 139V140H251ZM24 140V141H23ZM30 141V143H27V141ZM21 141H23V143L21 142ZM25 141H26V144H25ZM32 141V142H31ZM39 141V140H38ZM37 139H36V141H35V143H34V145L35 146H40V144H36L37 142ZM169 141V144L170 143H172V142H170L171 141V139L170 140H168ZM15 142H13L14 144H15ZM209 142V141H208ZM262 144H261V143ZM40 143V142H39ZM157 143V145H159ZM181 143V144H180ZM236 143V144H235ZM18 144H16V145H14L13 146V148L16 150V148L17 149H21V147H23V145H21V147H20V145H18ZM154 144H156V141L154 142ZM223 144V143H222ZM225 144V143H224ZM33 145V146H34ZM234 145H236V146H234ZM259 145H260V147H259ZM18 146H19V148H18ZM258 146V147H257ZM30 146H29V149H27V148H25V147H23V149H19V151H23L24 150V152H28V156L30 157L31 155H29L30 154V152L32 153V154H34V155H32L30 158H32V159H34V157H36L35 159H38V157H39V154L38 153H40L41 152V149H40V147L39 148H37V149H40V150H36V147L34 148V147H32L33 148V151H34V149H35V151L33 152V151H31L32 150V148H31ZM253 147V148H252ZM264 147V146H263ZM241 148V149H240ZM257 150H256V149ZM27 151H26V150ZM251 149H252V151H251ZM260 149V150H259ZM250 150V151H249ZM262 150V151H261ZM18 151V150H17ZM30 151V152H29ZM36 151L38 152V153H36ZM217 151V150H216ZM255 151H257V152H255ZM250 152H252L251 154H250ZM254 152V153H253ZM38 154V155H36V154ZM42 153V152H41ZM218 153V152H217ZM34 156V157H33ZM38 156V157H37ZM40 156H42L41 154H40ZM262 157V158H261ZM42 158V157H41ZM231 157H229L228 158V160L230 161V162H232V160L230 159ZM239 158V157H238ZM238 158H236L235 157V160L236 159H238ZM252 158V159H251ZM256 160H255V159ZM43 159V158H42ZM262 159V160H261ZM234 160V161H235ZM242 160H244V159H238V160H236V162L237 161H242ZM259 160H260V162H259ZM36 162H38L37 160H35ZM228 161V162H229ZM255 161V162H254ZM258 161V162H257ZM243 162V161H242ZM46 162H44V166L43 167H41V165H40V162H38L37 163V167H39V168H41V171L43 170V169H46V171L45 172H47L48 171V169H49V171L52 173L53 172V170H50V169H53V167H48V166H46V165H48L47 163L45 164ZM234 162H232V163H230V165L232 166V164H233ZM225 164H227V163H225ZM255 164V165H254ZM39 165V166H38ZM181 165V164H180ZM183 165V164H182ZM230 166V167H231ZM256 166V167H255ZM47 167V168H46ZM180 168H182V167H180ZM257 168H258V171H257ZM256 169V170H255ZM261 169V170H260ZM263 170V171H262ZM48 171V172H49ZM199 171H201L202 172V169H200ZM43 172H44V170H43ZM42 172V173H43ZM49 172V174L47 173V175H50L51 173ZM44 177H46V174L44 173ZM11 176H13V174H11ZM15 176V175H14ZM262 176V177H261ZM204 178H205V181L207 180L206 178H207V176H205L204 175ZM256 180H258V179H256ZM152 181V180H151ZM153 182V181H152ZM150 183V185H146V186H143L144 187V189L146 188V190H143V188H141V191L143 192L142 194L143 195H145L144 196V198H145V200H146V202L145 203H147L148 202V200L147 199H149V202L147 203V204H145V206L143 205L144 204V201H143V195H140L141 193V191L139 192V190H138V192L139 193H137V195H139L138 196V198L141 200V201H143V202H140L139 201V199H136V202L137 203H139L140 205H138L137 203H136V207L137 206H139V207H137V210L139 209V208H141V209H139V210H141V211H139L141 214L140 215H145L146 217L148 216V217H150V218H146L145 216L143 217H141V218H146L148 221H149V224H148V222H147V220L145 219V220H143L144 221V224L143 223H140V222H138V224L140 225L139 227V230H140V232H141V230L143 231V233H144V235H143V233L141 234V233H139L138 235H137V237H136V235L135 234H130L129 233V235H127L128 234V232H127V230H126V235H125V240H124V242H122L121 243V246L122 247H120L121 248V250H122V252L124 253V256L123 257H121V263L120 264H225V263H227V261H224L223 262V260H219V263L218 262H215L216 260L213 258L214 256H213V248H218V246L217 245H219L220 243H221V240H223L222 241V243H225V242H229V244H233L234 246H232V248H230V249H232V251L231 252H233V251H236V252H234L235 254H237V256H238V258H237V256L233 253H231L232 255H234L233 256V264L235 263H239V264H264V219H262V218H264V213H263V211H264V205H263V208H261L260 209V212L261 213H257L256 212V214L258 215H255L254 216V218L253 219H251V221H249L250 223H251V225H254L255 224V226H257V228L255 227V226H252V228L253 229H259V230H255V231H257V233L255 232V233H253V232H250L249 231V229H248V225L246 224V225H243L244 226V228L246 229V227H247V229L248 230H245L244 228H242L243 226H242V224H245L246 223V221L243 223L242 221H240L241 222V226H240V224H239V226H238V224L236 223V222H239V221H236V218H235V216H233L234 217V221L233 220H231V219H233V218H231L232 216H231V211H230V208H228L227 210L226 209H224V210H222L223 209V207H224V203L227 201L223 196V193H222V191L220 192V193H222V194H220L219 193V195L220 196H218V197H216L215 195H213V194H215L214 192L215 191H211L210 189H204L202 186V188L203 189H201V187H198L197 189H199V191H201L200 192V202L201 203H199V205L201 204V207L198 205V212H197V210H196V207L195 208H193V209H195L196 210V212H195V210L194 211H191V212H193V213H190L189 212V210H188V208H190V210H191V206H192V204H188V208L185 206V208L188 210H186V209H184V211H185V214H182L183 216H185L186 218H184L185 220L187 219V221H186V223H188V225H190V226H188V229L186 228V233L188 234V240L189 241H191V242H189V244L186 242V241H184V243L186 242L189 246H190V248L188 247L187 248V246L188 245H186V243L184 244H182V243H179L178 242V240L177 241H174L175 239V237H176V234H174V233H176V226L173 224V223H175V219H173L172 217V215H174V214H172V211H173V213H175V212H177L178 210H179V212H182V211H180L181 209H180V204L178 203V205L176 206L177 207V209H176V207H174L175 206V203H166V205L165 204H161L162 202H159L158 201V193H156L157 191H152V186L155 184V182H156V178H155V180H154V182L153 183ZM263 183H264V180H263ZM261 184H262V182H261ZM156 185V184H155ZM154 185V186H155ZM149 186V187H148ZM153 188H155V187H153ZM204 190H205V192H204ZM219 190H221L220 188H219ZM145 191V192H144ZM208 191V192H207ZM149 193V195H148V193ZM155 194V195H153V193ZM213 192V193H212ZM193 193V192H192ZM202 193H203V196H202ZM207 193H208V195H207ZM205 194V195H204ZM209 194L211 195L209 198L210 199H208L207 197L209 196ZM7 195V196H6ZM16 197H15V196ZM20 195V194H19ZM19 195H18V193L17 194H14V193H9L8 191L7 192H5V193H3V194H1L0 195V201H3L2 202V204L0 203V207H3V208H5L6 207V209L7 210H9V211H11L12 213H14V214H17L18 213V211L20 212V213H22V212H25V213H29V206L27 205V202L23 199V198H21V196L19 197ZM147 195L148 196H152V197H156L155 199L156 200H154L152 197L150 198H148L147 197ZM207 195V196H206ZM222 195V196H221ZM9 196V197H8ZM10 196H12V197H10ZM214 196H215V198H217V199H215L214 198ZM213 197V198H212ZM4 198V199H3ZM136 198H137V196H136ZM143 198V199H142ZM6 199V200H5ZM21 199V200H20ZM151 199H153V200H151ZM207 199V200H206ZM215 201V204H214V201ZM220 199H222V203H221V200ZM208 200H209V203H208ZM13 201H15V203H16V205H15V203L13 202ZM18 201V202H17ZM19 201L20 202H22V203H19ZM153 201V202H152ZM156 201H158L159 202V204H160V206L162 205V209H160L159 207H157V203L158 202H156ZM161 201V200H160ZM204 201V202H203ZM207 201V202H206ZM8 202V203H7ZM154 202H155V204L156 205H152V204H154ZM171 202V201H170ZM218 202H220V203H218ZM218 203V204H217ZM25 204V205H24ZM169 204V205H168ZM173 205V207H172V205ZM206 204H209V206H211V207H208V205H206ZM211 204H214L213 206L211 205ZM221 205V207L220 206H218V205ZM223 204V205H222ZM8 205H9V207H8ZM17 205H18V207H17ZM146 205H147V209H146ZM148 205H149V208H148ZM171 205V206H170ZM185 205H186V202H185ZM217 205V206H216ZM20 206V207H19ZM25 206V207H24ZM141 206V207H140ZM145 208H144V207ZM152 208H151V207ZM155 206V207H154ZM159 206V205H158ZM169 206H170V208H169ZM204 208H203V207ZM214 206H215V208H214ZM15 207V208H14ZM163 207H165V208H163ZM172 207V208H171ZM200 207V208H199ZM257 207V203L255 204V208ZM3 208H1L0 210H6V209H3ZM14 208V209H13ZM168 208V209H167ZM175 208V209H174ZM213 208V209H212ZM12 209V210H11ZM20 209V210H19ZM21 209H23V210H21ZM26 209V210H25ZM154 209V210H153ZM155 209H157V210H155ZM159 209H160V213H159ZM173 209V210H172ZM213 211H212V210ZM219 209V210H218ZM17 212H16V211ZM74 210H75V207H74ZM77 210H79V209H76L75 211V213H76V215H77ZM149 210H151V211H149ZM163 210V211H162ZM164 210L165 211H170L169 213L171 214V216H169V213L168 212H166V215L164 214ZM208 210V211H207ZM220 210H221V212H220ZM3 211H0V213H2ZM212 211V212H211ZM224 211V212H223ZM229 211V212H228ZM144 212V213H143ZM149 212H150V215H147V214H149ZM153 212V213H152ZM210 212V213H209ZM214 212H219L218 214H216V213H214ZM227 213V215L226 214H223V213ZM143 213V214H142ZM157 213H159L157 216H158V218H159V216L161 215V218L162 219H159V223H161V222H163V221H165L166 220V222H163L162 224H164L163 225V227H164V229H165V227H168V225H169V227L168 228H170V229H168V228H166L165 230L163 229L162 230V232H165V235H166V237L167 238H169V239H167L166 241H170L172 238V241H168V242H166L165 244L162 242L163 241V239H162V243L164 244V245H160V244H158L157 246H160L162 249H160V247H155L154 246V242L155 241H151L150 239L147 241L146 239H148V238H151V236H152V234L150 235V233H152L151 231H153V227L154 226H156L155 228H157V225H155V224H157L158 223V219H156V215H154V214H157ZM168 213V214H167ZM189 213V214H188ZM195 213H198V214H195ZM30 214H31V212H30ZM156 216L155 218H154V216ZM186 214H188L187 216H186ZM194 214H195V216H196V218H195V216H194ZM202 214V215H201ZM210 214V215H209ZM212 214V215H211ZM223 214V215H222ZM230 214V215H229ZM261 214V215H260ZM32 215L34 216V218H33V216H32V219H33V221H31V224H33L34 225V223H35V225H34V227H38V226H40L38 229L39 230H41L42 231V233H43V235L44 236H47V234H45L46 232H49V230L50 229H52V228H50V226L52 227V225L51 224H47V223H45V226L43 225V223L45 222L44 220H42V219H40L39 217V215H37V214H33L32 213ZM36 215V216H35ZM165 215V216H164ZM180 215V214H179ZM197 215H198V217H197ZM208 215V216H207ZM151 216H153V217H151ZM168 216H169V219H168ZM176 216V213H175V215H174V217ZM194 216V217H193ZM260 216V217H259ZM262 216V217H261ZM128 216H125L124 215V222L125 223H129V222H131V220H133V218L132 219H130L131 217L129 216V219L127 218ZM166 217V219H163V218H165ZM172 219H171V218ZM177 217V216H176ZM201 217H202V219H201ZM225 217H227V219L225 218ZM256 217L258 218V220H259V222H256L257 220H254V219H256ZM70 217H67V219H66V222L67 223H70V224H72V225H74V227H75V224H74V222H77V220H75V218H72L73 220H70L69 219ZM152 218H154V221L152 220ZM191 218H195L196 219V222H195V219H191ZM224 218V219H223ZM260 218L262 219V220H260ZM37 219V220H36ZM69 219V220H68ZM151 219V220H150ZM168 219V220H167ZM197 219H199V220H197ZM36 220V221H35ZM38 220L40 221V222H38ZM69 222H68V221ZM75 220V221H74ZM157 220V221H156ZM169 220H174V222L172 221H169ZM200 220H202V221H200ZM225 220V221H224ZM227 220V221H226ZM238 220V219H237ZM253 220H254V222H253ZM72 223H71V222ZM80 221H82V220H80ZM142 221V222H143ZM153 221V222H152ZM189 221V222H188ZM235 223H233V222ZM152 222V223H151ZM157 222V223H156ZM170 222H171V226L172 227H170ZM177 222V221H176ZM229 222V223H228ZM248 222V223H249ZM256 222V223H255ZM132 223V222H131ZM145 223H147V224H145ZM154 223V224H153ZM178 223V222H177ZM177 223H175V224H177ZM225 223V224H224ZM249 223V224H250ZM258 223V224H257ZM260 223V224H259ZM5 223H4V221L3 222H0V235H3L2 237L0 236V241L2 242V239L3 240H5L4 242H0V249H2V248H5L6 246H7V244L9 245V244H11V243H13V241H15V239H13V236H9V234L10 233H8L7 232V230L9 231V227H8V225L6 224L5 226ZM231 224V225H230ZM128 225H130V224H128ZM141 225H142V227H141ZM145 225H147V226H145ZM178 225H180V223L178 224ZM183 225V224H182ZM229 227H228V226ZM233 225V226H232ZM235 225V226H234ZM49 226V227H48ZM70 227H72L71 225H69ZM68 226V227H69ZM80 226L81 227H83L84 228V226H83V224L81 225L80 224ZM148 226H150V227H148ZM197 226V227H196ZM246 226V227H245ZM45 227V228H44ZM69 227V228H70ZM125 227H127V225L125 224ZM148 227V228H147ZM174 227H175V229H174ZM193 227V228H192ZM195 227V228H194ZM200 227V228H199ZM226 227H228V229L226 228ZM238 229V231H241L242 233V237L240 236V237H238L237 236V234H235V232H233V231H236V229ZM240 227H241V230H240ZM6 228V229H5ZM41 228V229H40ZM57 228V227H56ZM114 228H116V229H114ZM152 229V230H150V229ZM232 228V229H231ZM49 229V230H48ZM53 229L55 230V225H54V227H53ZM112 229H113V231H117L118 232V228L116 227V226H113V227H111V234H110V236L112 237V239L114 238V236H115V240L113 239L112 241H116L117 239H116V233L114 232L113 233V231H112ZM127 229V228H126ZM149 229V230H148ZM174 229V230H173ZM4 230H6V231H4ZM45 230V231H44ZM167 230H169L168 232H167ZM172 230V231H171ZM187 230H191L190 232L189 231H187ZM193 230H195L194 231V235L197 237V235H200L199 236V238L197 239L196 237H194V235H192V233H193ZM229 230V231H228ZM244 230L247 232H245V234H244ZM174 231V232H173ZM197 231V232H196ZM232 231V232H231ZM5 232V233H4ZM51 232L53 233V231L51 230L50 231V234L48 233V236L50 235V236H52L51 235ZM55 232V231H54ZM145 232H150V233H145ZM173 232V233H172ZM196 232V233H195ZM205 232V233H204ZM227 232V235H225V233ZM261 232V233H260ZM3 233V234H2ZM168 233H170V234H168ZM191 233V234H190ZM263 233V234H262ZM7 234V235H6ZM54 234V233H53ZM168 234V235H167ZM197 234V235H196ZM203 236H202V235ZM229 234V235H228ZM233 236H232V235ZM262 234V235H261ZM6 235V236H5ZM146 235H148V236H146ZM172 235V238H170V236ZM173 235H175V236H173ZM206 235H207V237H206ZM213 235V236H212ZM224 235H225V238H224ZM244 235L246 236V240H245V237H244ZM110 236H108V242L110 241V243H112V244H110V245H113L112 247L110 246L109 248H108V251L107 252H109L110 254H112V255H114L115 253H117L118 252V245H116L114 242H112L110 239H111V237ZM202 236V237H201ZM208 238L207 240H209V241H214V239H216L217 240V238H218V240L220 241L216 246L217 247H215V245L214 244H216V242L215 243H213V242H209V244H207L208 242H207V240H206V238ZM217 236V237H216ZM223 236V237H222ZM226 236H228V237H226ZM232 237V239H237L236 241H234L233 240V242H231V237ZM6 237V238H5ZM129 237V238H128ZM143 239H142V238ZM215 237V238H214ZM158 238V237H157ZM192 238V239H191ZM196 238V239H195ZM200 238H205V240L204 239H200ZM212 240H211V239ZM214 238V239H213ZM224 238V239H223ZM239 238V239H238ZM240 238H242V240L240 239ZM6 239H7V242H6ZM13 241H12V240ZM129 239V240H128ZM138 239H139V242H138ZM201 241H200V240ZM228 239V240H227ZM230 239V240H229ZM9 240V241H8ZM152 240H155V239H153L152 238ZM194 240V241H193ZM196 240L197 241H199V242H197L196 243ZM146 241V242H145ZM151 241V242H150ZM202 241H203V244H202ZM240 241H242V242H240ZM244 241V242H243ZM145 242V243H144ZM153 242V243H152ZM160 242V240L158 241V243ZM194 242V243H193ZM201 242V243H200ZM237 242V243H236ZM5 243V244H4ZM124 243V244H123ZM151 243L153 244V245H151ZM192 243V244H191ZM205 243V244H204ZM211 243V244H210ZM243 243V244H242ZM245 243V244H244ZM147 245V247H144L143 245ZM151 246H150V245ZM173 244V245H172ZM180 244V245H179ZM200 244H202V246L200 245ZM213 244V245H212ZM228 244V245H229ZM231 244V245H232ZM236 244H237V246H236ZM5 245V246H4ZM114 245L115 246H117L116 248L114 247ZM131 245V246H130ZM182 245V246H181ZM184 245H186V247L184 246ZM207 245H210L209 247L207 246ZM150 246V247H149ZM165 246V247H164ZM170 246V247H169ZM181 248H180V247ZM199 246H201V247H199ZM204 246V247H203ZM207 246V247H206ZM165 248V250L167 249L168 251H165L164 250V248ZM167 247V248H166ZM196 247H197V249L198 250H200V252L198 251V250H196ZM213 247V248H212ZM242 247V248H241ZM6 248H8V246L6 247ZM6 248H5V250L4 251H6L5 252V254H8L7 252H8V250H6ZM204 248V249H203ZM207 248V249H206ZM233 248H234V250H233ZM111 251H110V250ZM116 249V250H115ZM189 251H188V250ZM130 250V251H129ZM150 250V251H149ZM207 250H208V252H207ZM244 252H243V251ZM117 251V252H116ZM173 251V252H172ZM191 251H193V253L191 252ZM196 253H200L199 254V256H198V254H196V255H193V254H195V252ZM190 252V253H189ZM207 252V253H206ZM189 253V254H188ZM206 253V254H205ZM210 255H209V254ZM242 253V254H241ZM106 254V253H105ZM151 254V255H150ZM153 254V255H152ZM138 255V256H137ZM184 255V256H183ZM187 255H189V256H187ZM209 255V256H208ZM245 255H246V258H245ZM171 256V257H170ZM182 256V257H181ZM192 256H194V258L192 257ZM207 256V257H206ZM236 256V258L238 259V261L236 260V262L234 261V257ZM250 256V257H249ZM13 257V260H15V258H17V256H15V255H13L12 256ZM210 257V258H209ZM31 256H27V259L29 260V261H31ZM158 258V259H157ZM201 258V259H200ZM208 258V259H207ZM22 259L23 258H21V259H16L17 261L19 260V262L21 263L22 262ZM27 259H23V262L21 263V264H29V263H31V262H29ZM122 259H124V260H122ZM133 259V260H132ZM177 259V260H176ZM193 259H195V260H193ZM239 259H240V262H239ZM250 259V260H249ZM12 260V261H13ZM127 260V261H126ZM129 260V261H128ZM232 260V259H231ZM122 261H124V262H122ZM131 261V262H130ZM197 262V263H195V262ZM221 261H222V263H221ZM248 261V262H247ZM127 262V263H126ZM129 262V263H128ZM170 262V263H169ZM191 262V263H190ZM32 264V263H31ZM229 264V263H228Z\"/></svg>","mask_w":264,"mask_h":264}]
</instances>
